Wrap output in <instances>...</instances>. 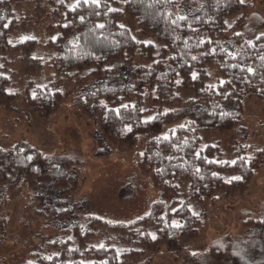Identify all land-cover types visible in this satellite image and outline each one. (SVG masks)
<instances>
[{"label":"rangeland","instance_id":"obj_1","mask_svg":"<svg viewBox=\"0 0 264 264\" xmlns=\"http://www.w3.org/2000/svg\"><path fill=\"white\" fill-rule=\"evenodd\" d=\"M63 1L69 7L77 2L8 0L2 12L3 16L11 12L6 26L13 20L17 23L8 44L34 41L30 61L39 66L28 67L20 52H0V73L11 80L6 89L17 94L11 104H0V264H31L35 256L57 254L59 250L51 245L63 242L76 226L84 229L93 218L114 225L130 224L158 206L166 219L168 210L180 205L202 216L200 235L184 245L176 240L161 244L135 264H264V162L249 189L235 199L217 194L200 203L189 199L186 186L177 198L163 196L138 169L140 148L134 142L121 149L110 145L100 136L92 111L85 112L88 93L126 78H141L150 66L122 68L118 76L93 78L80 86L77 80L62 83L58 88L71 92L60 111L50 118L34 112L28 96L34 95L36 87L54 84L58 77L50 65L56 52L54 40L63 23ZM177 3L179 14L188 18L201 15L206 6L205 0ZM242 4L244 8L225 19L226 29L243 15L236 32L248 40L264 35V0H244ZM79 43L77 36L68 40L71 45ZM231 44L226 35L224 47L231 49ZM189 95L181 92L183 100ZM235 110L241 114L245 131L214 128L221 114ZM168 112L162 124L149 130L164 134L168 127L192 120L202 128L199 148L217 146L223 161L233 163L251 152L250 147H264V103L255 98H231L214 110L175 105ZM44 176L50 179L45 181ZM104 244L115 246L118 254L128 247L107 242L101 233L87 242L88 247Z\"/></svg>","mask_w":264,"mask_h":264},{"label":"trees","instance_id":"obj_2","mask_svg":"<svg viewBox=\"0 0 264 264\" xmlns=\"http://www.w3.org/2000/svg\"><path fill=\"white\" fill-rule=\"evenodd\" d=\"M205 3L201 15L188 18L179 14L177 0H99V7L84 0L69 7L63 1V23L54 40L56 52L50 65L58 77L54 84L36 87L34 95L28 96L34 112L50 118L60 111L71 92L63 93L58 88L62 83L77 80L80 86L93 78L118 76L122 68L150 66L141 78L105 84L87 94L85 112L94 114L100 136L117 149L134 142L140 148L139 171L163 196L177 198L183 186L188 187L189 199L200 203L210 195L235 199L244 194L264 162V147L252 146L251 152L231 163L222 160L217 146L199 148L202 128L192 120L170 126L164 134L149 130L162 124L175 105L214 110L231 98H255L264 103V35L248 40L236 32L243 15L226 29L225 19L244 8L240 0ZM7 4L8 0H0V52H20L22 61L36 68L39 64L30 61L34 41L8 44L17 23L13 20L5 25L11 13L2 15ZM226 35L232 39L231 49L223 45ZM72 36L80 43L68 44ZM166 65L171 68L164 69ZM10 81L0 73V104H11L17 97L6 89ZM183 91L190 94L185 100ZM240 124L241 114L235 110L221 114L214 128L245 131ZM49 179L44 176L45 181ZM202 223V216L186 205L168 210L166 219L158 206L130 224L114 225L93 218L84 229L76 226L63 242L52 244L59 250L57 254L35 256L31 264H135L161 244L176 240L184 245L197 238ZM96 233L107 237V242L128 247L121 254L112 245L88 247Z\"/></svg>","mask_w":264,"mask_h":264},{"label":"snow or ice","instance_id":"obj_3","mask_svg":"<svg viewBox=\"0 0 264 264\" xmlns=\"http://www.w3.org/2000/svg\"><path fill=\"white\" fill-rule=\"evenodd\" d=\"M240 2L243 3L244 0H240ZM77 3H79V0H77ZM84 3L85 4L92 3V4H95L97 7L100 6L99 0H84ZM109 10L111 11V9H109ZM178 19H183V17H179ZM174 23H175V21H174ZM100 27H103V25H100ZM193 59H195V57H193ZM248 71L251 72L252 69L249 68ZM165 139H167V137H165ZM233 163H235V162H233ZM236 179H239V177H237ZM194 255H195V253H194Z\"/></svg>","mask_w":264,"mask_h":264}]
</instances>
